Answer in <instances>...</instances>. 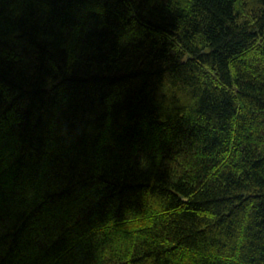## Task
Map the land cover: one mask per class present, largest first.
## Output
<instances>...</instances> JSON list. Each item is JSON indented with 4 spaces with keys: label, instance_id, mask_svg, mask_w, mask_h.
Returning a JSON list of instances; mask_svg holds the SVG:
<instances>
[{
    "label": "trees",
    "instance_id": "16d2710c",
    "mask_svg": "<svg viewBox=\"0 0 264 264\" xmlns=\"http://www.w3.org/2000/svg\"><path fill=\"white\" fill-rule=\"evenodd\" d=\"M0 264H264V0H0Z\"/></svg>",
    "mask_w": 264,
    "mask_h": 264
}]
</instances>
